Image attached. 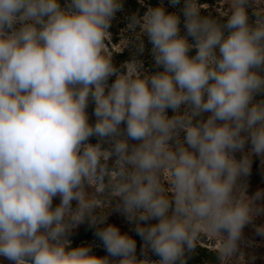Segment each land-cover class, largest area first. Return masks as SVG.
<instances>
[{
  "label": "clouds",
  "instance_id": "1",
  "mask_svg": "<svg viewBox=\"0 0 264 264\" xmlns=\"http://www.w3.org/2000/svg\"><path fill=\"white\" fill-rule=\"evenodd\" d=\"M181 2L125 17L133 55L117 67L124 0H0V258L187 264L211 238L216 264L254 261L243 229L264 190L249 196L244 180L264 160V0H230L224 18L199 0L169 6ZM113 201L139 255L107 224ZM86 220L107 255L72 247Z\"/></svg>",
  "mask_w": 264,
  "mask_h": 264
},
{
  "label": "rangeland",
  "instance_id": "2",
  "mask_svg": "<svg viewBox=\"0 0 264 264\" xmlns=\"http://www.w3.org/2000/svg\"><path fill=\"white\" fill-rule=\"evenodd\" d=\"M208 7L205 10H213L220 16L224 17V15L229 11L230 8V0H205ZM182 3V2H181ZM113 23V27L111 28L113 31L116 29V34L112 35L116 38L111 37L110 42V49L112 53L120 54L122 52H126L129 54L130 59L133 55L132 50L128 49V43L130 40L134 39V36L125 30L126 23L115 19ZM117 25H121V28H117ZM118 41V42H116ZM151 45L146 43L145 39V52L143 55H150ZM114 79V78H113ZM112 81L110 80L109 83ZM89 114V122L94 123L95 117L92 114L94 111V104H90L88 109ZM91 143H96L97 140L95 137L91 138ZM248 151V148H245V152ZM236 158L240 159L243 155L240 152H237ZM253 163L251 166V173L248 177L245 178L244 182L247 184V194L249 196L254 195L258 190H264V160L259 157H253ZM59 198H54L53 206L59 204ZM116 201L112 202L113 210L110 211L108 216L107 224L115 225L119 228L122 234H127L137 242V253L138 255L141 252L142 241L139 236L136 235L134 228V223H129L125 216H123L120 212L114 210L115 209ZM258 203H264V200L258 201ZM75 206V203L74 205ZM110 205L107 203L103 205V208H107ZM155 223V221H152ZM264 225V214L258 216L251 224H248L243 229L244 235V253L246 259L249 257L254 256V261H251V264H264V236H260L256 233L255 229L258 226ZM95 228L91 227L87 220L78 225L73 232L71 233L69 239L71 240L72 247H79V246H92V253L98 257H103L107 255L101 241L94 235ZM199 248L206 249L214 254V249L211 246V238H208L207 243H201ZM149 258L153 261L158 260L159 257L149 253ZM196 256V255H195ZM142 258V257H141ZM200 260L204 264H210L207 260L202 258ZM0 264H10L9 261L6 259L0 258ZM191 264V263H190ZM192 264H198L197 262H193Z\"/></svg>",
  "mask_w": 264,
  "mask_h": 264
},
{
  "label": "trees",
  "instance_id": "3",
  "mask_svg": "<svg viewBox=\"0 0 264 264\" xmlns=\"http://www.w3.org/2000/svg\"><path fill=\"white\" fill-rule=\"evenodd\" d=\"M63 2V0H62ZM162 0H143V4L140 3V0H124V7H123V12L117 14L116 19L121 20L125 23H127L125 17L127 15H131L132 13H138L139 15H143V13L146 11V8L148 6L151 7H156L159 6L161 4ZM200 3L204 4L207 3L205 0H199ZM163 5L166 9H168V11H179V9L182 7V3L181 5H178L176 8H171L169 6V0H163ZM205 14H212L213 16L217 17V18H224L222 16H220L219 14H217L216 12H214L213 10H205L203 9ZM181 19H183L181 17ZM115 21H113L114 23ZM113 27V24H112ZM111 27V28H112ZM121 28V25H117V28ZM181 27H183L181 25ZM112 35H115L116 33V29L113 31L112 29H110ZM113 38H116L114 36H112ZM118 42V41H116ZM146 43L148 44L147 40ZM150 45V44H148ZM113 61L114 64L119 67L120 65H122L123 63L127 62L130 60V56L128 53L126 52H122L120 54H115L113 53ZM194 54V53H193ZM143 63H144V67L149 70L150 72H154L156 71L154 65H153V61H152V57H149V55H142L139 57ZM259 98V97H258ZM169 115H171V112H169ZM202 258H204L205 260H207L210 264H216V258L214 256V254L206 249H202L199 248L198 249V254L193 255L191 257L188 258L187 260V264H192L193 262H197L198 264H204L203 262H201L200 260H203Z\"/></svg>",
  "mask_w": 264,
  "mask_h": 264
}]
</instances>
